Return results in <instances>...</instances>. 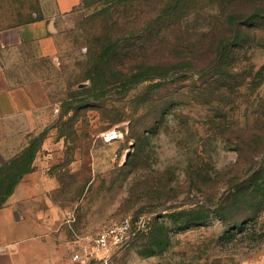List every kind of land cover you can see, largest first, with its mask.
I'll return each instance as SVG.
<instances>
[{"label":"rangeland","instance_id":"1","mask_svg":"<svg viewBox=\"0 0 264 264\" xmlns=\"http://www.w3.org/2000/svg\"><path fill=\"white\" fill-rule=\"evenodd\" d=\"M201 2V12L186 22L190 35L217 13L220 0ZM101 6L98 0H0L1 24L41 17L50 19L58 34L56 56L44 58L36 70V89L52 116L31 139L52 142L43 149V163L53 180L51 197L66 210L65 227L82 237L73 256L93 252L98 233L124 218L151 216L148 232L98 252L87 263L78 258L72 264H264V206L255 219L236 225L214 213L202 220L214 210L211 201L225 190L239 158L235 146L211 129L217 110L195 104L165 113L157 129L140 131L145 140L136 147L129 118L147 113L136 105L154 84L146 82L130 91L109 88L104 103H94L104 108L90 107L77 121L69 120L74 112L66 105L90 84V37L103 25L93 15ZM246 56L255 75L264 67V40ZM247 81L241 88L245 97L233 112L249 116L242 127L251 133V116L264 100V80ZM110 131L119 136L107 141L104 134ZM247 168L239 169L240 181L250 175ZM188 171L195 172L199 186L190 182ZM2 175L0 196L11 184Z\"/></svg>","mask_w":264,"mask_h":264},{"label":"trees","instance_id":"2","mask_svg":"<svg viewBox=\"0 0 264 264\" xmlns=\"http://www.w3.org/2000/svg\"><path fill=\"white\" fill-rule=\"evenodd\" d=\"M98 2L102 6L93 16L103 25L90 37V84L66 105V111L74 112L69 120L77 121L90 107L104 108L94 103H104L109 88L130 91L146 82L154 84L136 105L147 113L129 118L136 147L145 140L140 131L157 129L165 113L176 114L179 108L195 104L217 110L210 118L211 129L235 146L239 158L231 165L225 190L211 201L214 210L208 209L202 220L210 213L230 225L255 219L264 206V100L251 116L255 123L251 133L242 127L249 116H237L233 110L245 97L241 88L248 79L264 80V67L254 75L246 56L264 40V0H220L217 13L204 18L192 35L186 22L201 12V0ZM40 145L32 143L0 169L3 180L11 179L9 190L0 196V207L19 179L32 170ZM245 166L250 175L240 181L238 172ZM188 174L190 182L199 186L195 172Z\"/></svg>","mask_w":264,"mask_h":264},{"label":"crops","instance_id":"3","mask_svg":"<svg viewBox=\"0 0 264 264\" xmlns=\"http://www.w3.org/2000/svg\"><path fill=\"white\" fill-rule=\"evenodd\" d=\"M57 52L58 34L50 19L0 23V169L32 146V135L42 132L52 116L36 89V70ZM50 146L48 140L40 145L32 170L0 207V264L74 262L82 237L68 231L66 210L51 197L53 180L42 155Z\"/></svg>","mask_w":264,"mask_h":264},{"label":"built area","instance_id":"4","mask_svg":"<svg viewBox=\"0 0 264 264\" xmlns=\"http://www.w3.org/2000/svg\"><path fill=\"white\" fill-rule=\"evenodd\" d=\"M117 131H110L104 134L107 141L117 138ZM151 229V216L141 215L133 219L126 217L119 223L109 226L100 231L94 241L93 252L85 251L83 254H75L74 259H80L87 263L90 258L97 257L98 252H108L113 247L128 243L138 233L148 232Z\"/></svg>","mask_w":264,"mask_h":264}]
</instances>
